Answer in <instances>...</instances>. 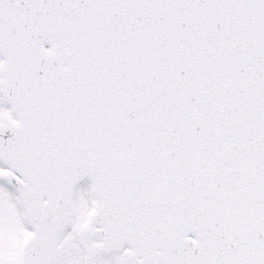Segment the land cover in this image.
Masks as SVG:
<instances>
[{"label": "snow or ice", "instance_id": "6c2138e0", "mask_svg": "<svg viewBox=\"0 0 264 264\" xmlns=\"http://www.w3.org/2000/svg\"><path fill=\"white\" fill-rule=\"evenodd\" d=\"M0 264H264V0H0Z\"/></svg>", "mask_w": 264, "mask_h": 264}]
</instances>
